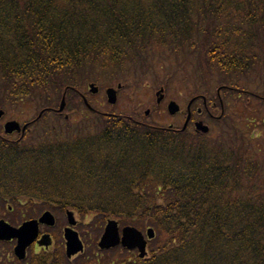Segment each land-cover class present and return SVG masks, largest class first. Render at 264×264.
I'll use <instances>...</instances> for the list:
<instances>
[{"label": "trees", "instance_id": "1", "mask_svg": "<svg viewBox=\"0 0 264 264\" xmlns=\"http://www.w3.org/2000/svg\"><path fill=\"white\" fill-rule=\"evenodd\" d=\"M147 73L166 88L179 75L215 80L226 105H264V0H0V108L35 112L24 136H0V214L90 218L73 259L61 245L20 261L1 241L0 264H264V146L227 111L204 108L214 135L85 103L88 81L137 88ZM109 218L153 227L149 255L99 249Z\"/></svg>", "mask_w": 264, "mask_h": 264}, {"label": "rangeland", "instance_id": "2", "mask_svg": "<svg viewBox=\"0 0 264 264\" xmlns=\"http://www.w3.org/2000/svg\"><path fill=\"white\" fill-rule=\"evenodd\" d=\"M160 77L163 79L165 71H161ZM134 77L138 76L135 71H131ZM154 75H150L147 73L145 77V81L141 83V86L134 88L133 85L125 86L118 91V101L113 106L107 100L106 90L108 87L117 88L119 82L115 79L110 77H105L99 79V82L88 81L83 86V90L86 91L89 100L96 105L98 108L108 111L110 109L115 110H123L125 113H130L135 115L139 118H148L151 121H154L161 125H168V124H181L184 121L183 111H185V107L187 102L189 101L191 95L190 93L199 90L201 92H208L209 96H214L216 94L217 84L215 80H210L208 82L203 81L202 79L197 80L195 78H191L190 76L183 77L182 75L176 76V78L172 79L170 88H166L163 82H158L154 80ZM95 83L99 90L97 93H93L89 89V84ZM121 83V82H120ZM122 84V83H121ZM190 85V86H188ZM197 87V88H196ZM161 88L165 89V98L162 100L160 104H157V97L156 92L161 90ZM193 88H196L195 90ZM258 90V89H257ZM261 91V89H260ZM222 96V93H221ZM87 98V96H86ZM223 98V96H222ZM174 99L176 100L181 108L182 112L178 113L177 115L171 116L167 111V104L168 102ZM62 100V99H61ZM224 101V100H223ZM228 108L225 110L229 114V120H233V123L236 125L237 129L241 130V132L246 133L248 136L254 137V143H257L259 148L264 146V105H261L259 101L255 98L251 97V99H246L244 96H235V99L231 98L228 100ZM222 103V106L225 107V103ZM221 105V104H220ZM147 110H151L149 115H146L145 112ZM34 110L31 107H27L21 113H14L13 111H6L5 115L2 116L0 119V125L6 122L7 120L17 119L21 122L28 121L34 115ZM216 118L219 116L222 117V111L218 108L216 112ZM210 127H213L212 134L217 135L219 132L220 125L215 123L214 125L207 122ZM53 211V210H52ZM28 211H24V213ZM54 212V211H53ZM28 214H30L28 212ZM38 217L41 213L36 210L34 213ZM54 214L57 217V223L54 227H46L42 226V232H49L53 237V244L49 247L50 249H54L57 246H63L65 249V239L63 235V229L67 222L66 214L57 215L55 212ZM3 217L9 221L11 224L18 226L23 221V211L22 209H14L8 211L7 208L1 213ZM75 216L78 220V224L75 227L78 232L81 231L79 228L80 222L88 223L90 218L86 220H82L79 214L75 211ZM30 217L27 215V218ZM92 221V220H91ZM85 224V223H84ZM98 235V240L102 231ZM146 231V230H145ZM144 231V232H145ZM93 232L92 230L90 231ZM81 233V232H80ZM93 234V233H92ZM83 238V237H82ZM84 240V239H83ZM98 242V241H97ZM42 247L39 245H34L30 247L28 251L30 252L31 249L39 251ZM151 245H149L148 250L150 251ZM33 250V251H34ZM134 253H137L136 251Z\"/></svg>", "mask_w": 264, "mask_h": 264}, {"label": "water", "instance_id": "3", "mask_svg": "<svg viewBox=\"0 0 264 264\" xmlns=\"http://www.w3.org/2000/svg\"><path fill=\"white\" fill-rule=\"evenodd\" d=\"M90 90L93 93H97L99 88L95 83H91ZM121 85H119V88ZM164 89H161L157 92L158 103L164 98L163 94ZM108 100L110 103L115 104L118 99V91L117 89L110 87L107 89ZM194 99L191 100L190 104ZM85 102L87 104L88 100L85 98ZM67 106L66 93H64L60 106L58 110L63 112ZM169 112L171 114H176L180 111V106L176 101H171L168 106ZM190 109V105H189ZM150 110L146 111L148 115ZM5 114V111L0 108V119ZM42 115L40 113L39 117ZM191 119V112L189 111L188 117L184 123L183 129H186L189 121ZM196 129L198 132L208 133L210 127L206 125L203 121L196 122ZM28 123L21 126V124L17 120H9L5 123V131L6 133H13L14 131H23L25 132ZM68 222L69 226H67L64 230V237L66 239V253L68 257H72L73 255L78 254L84 250V243L79 235V232L74 229V226L77 224V220L75 218L74 212L68 210ZM40 223L54 226L56 224V217L51 211H46L39 219H32L25 221L21 226L15 227L5 221L4 219L0 220V240H12L17 239V244L15 246V255L19 259H25L27 256L28 247L37 241L40 233ZM147 238L152 239L155 237L156 233L154 228H149L147 230ZM146 235L135 226H125L122 230H120L119 222L114 219H109L105 226L104 232L99 240V247L101 249H111L116 246H123L127 249L133 250L138 249L139 256L141 258H145L148 254L147 245L148 239ZM40 245L49 246L52 243V238L50 234H45L41 239L38 240Z\"/></svg>", "mask_w": 264, "mask_h": 264}, {"label": "flooded vegetation", "instance_id": "4", "mask_svg": "<svg viewBox=\"0 0 264 264\" xmlns=\"http://www.w3.org/2000/svg\"><path fill=\"white\" fill-rule=\"evenodd\" d=\"M197 96H202V94H197V95H195V97H197ZM196 101V100H195ZM191 106H193V105H191ZM206 106H209L208 104L206 105ZM212 107H213V111L211 112H209V115L211 116V117H213V118H215L217 115H216V112H217V110H218V106H217V102H212ZM221 108V107H220ZM198 109V113H199V115H202L203 114V108L202 107H200L199 106V108H197ZM191 110H192V107H191ZM221 111H222V109H221ZM187 113H188V106H186V110H185V117L187 116ZM198 120H201V118H197V119H195L194 121H193V123H195L196 121H198ZM17 134H20V133H17V132H15L14 134H12V135H17Z\"/></svg>", "mask_w": 264, "mask_h": 264}]
</instances>
